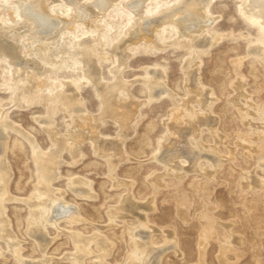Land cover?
Listing matches in <instances>:
<instances>
[{
	"label": "rangeland",
	"instance_id": "obj_1",
	"mask_svg": "<svg viewBox=\"0 0 264 264\" xmlns=\"http://www.w3.org/2000/svg\"><path fill=\"white\" fill-rule=\"evenodd\" d=\"M34 1L0 0V264H264V0H145L123 31L96 0H49L45 31Z\"/></svg>",
	"mask_w": 264,
	"mask_h": 264
},
{
	"label": "bare ground",
	"instance_id": "obj_2",
	"mask_svg": "<svg viewBox=\"0 0 264 264\" xmlns=\"http://www.w3.org/2000/svg\"><path fill=\"white\" fill-rule=\"evenodd\" d=\"M5 1H8V0H5ZM48 1L49 0H35L34 2H31V4L30 5H27V6H25V8H24V12H28L29 13V15H31L33 18H34V21L36 22V24L38 25V26H40L41 28L43 27L44 29H45V31H50V30H52L53 29V27H54V25H55V21H53L52 20V16L51 17H49L48 16V14H49V10H48V7H47V4H48ZM73 2L72 0H69L68 2ZM93 1H95V0H93ZM177 1H179V0H156V1H154V3L153 2H150L149 3V5H148V8H147V12L148 13H150V12H154V11H157L158 9H160L161 8V6L162 5H165V4H169V3H171V2H173V6H175V4L177 3ZM194 1V0H193ZM252 1V0H251ZM70 2V3H71ZM96 2H97V0H96ZM96 2H93V3H95V4H97L98 6H100L101 8V11H106L108 14H110V13H113L112 14V18H114L115 20H117V21H120V20H122L123 21V25H120L121 26V31H123V27L122 26H124V25H126V24H128L129 22H131L132 21V17L133 16H135V14H136V12L137 11H139L143 6H144V3H145V0H129V2L128 3H126V0H98V2L96 3ZM190 3V2H189ZM87 5V4H86ZM264 5V4H263ZM89 6V5H88ZM87 6V7H88ZM203 6V5H202ZM205 6V5H204ZM203 6V7H204ZM90 7H91V4H90ZM95 7V6H94ZM198 7V6H197ZM77 8V7H76ZM184 9H185V7H183ZM189 8V7H188ZM194 8H196V7H194ZM199 8V7H198ZM85 9V10H84ZM92 9V8H91ZM77 10V9H76ZM78 10H79V12H80V14H82L83 16L84 15H87L86 14V12H87V10L89 11V13L90 14H94V12L95 11H91L90 10V8L89 9H86V7H84V5H83V7L81 6L80 8H78ZM187 10V9H186ZM189 10V9H188ZM191 10H193L192 9V7H191ZM190 10V11H191ZM197 10V9H196ZM196 10H194V12L193 11H191V14H194V15H197L196 14ZM198 10H200V9H198ZM208 10V7L206 6L205 7V11L206 12H208L207 11ZM239 10H240V12H242L243 14H245V12H244V9L243 8H239ZM180 11V8L177 6L176 8H174V10L173 9H171V8H165L163 11H162V14L163 15H170V16H173V15H175L176 13H178ZM201 11V10H200ZM93 12V13H92ZM183 12V11H182ZM187 12V11H186ZM88 13V14H89ZM180 13V12H179ZM200 13V12H199ZM202 13V12H201ZM183 14V13H182ZM192 16V15H191ZM191 16H190V13H189V15H187L186 14V16H185V18H184V20H185V22H181V24H182V27L184 26V25H186L187 23L189 24V26L188 27H190L191 26V29L193 28V29H196L197 30V28H198V31L199 30H201L200 29V27H202L203 26V28H205L204 26H206L210 21H208V22H206L207 20H209V19H203V15H198L199 17H197V18H194L193 16H192V18H191ZM260 16H262V15H260ZM162 18H164V19H162ZM161 19V21L159 22V25L160 26H162V29H163V27L165 26V22L167 21L166 19H169V18H165V16L164 17H162ZM175 18V17H174ZM200 18V19H199ZM202 18V19H201ZM258 18V17H257ZM179 21H180V19H178ZM260 20H263L262 18L260 19ZM177 21H175V23H176ZM250 22H252V20L250 19ZM200 24V25H199ZM258 27H259V29L261 30L260 32L261 33H263L264 34V27L260 24V22L258 21ZM171 25H172V27H176V24H174V23H172L171 22ZM178 25V24H177ZM178 27V26H177ZM180 27H181V25H180ZM185 27V26H184ZM129 28H127L126 29V31L128 30ZM159 29V26L158 27H154L153 29H152V32H151V35L149 36H145L146 37V40H148L150 37L152 38V37H155L154 38V41H155V43L157 42V40H156V38L157 37H162V33L161 32H163V31H165V29ZM43 30V29H42ZM108 30H111V28L109 27L108 28ZM126 31H124V33L126 32ZM88 32H90L91 34H93V32H91V31H88ZM194 32V31H193ZM197 32V31H196ZM201 32H202V30H201ZM87 32H82L81 34H79V35H75L74 36V38H77V39H80L81 38V36L83 35H85ZM190 33V32H189ZM192 33V32H191ZM147 37H149V38H147ZM153 39V38H152ZM99 40V41H98ZM98 43L100 44V45H102V46H106V44H105V38H104V35H103V33H100V35H99V37H98ZM149 41V40H148ZM158 41H160V42H163V39H158ZM94 42V40H93V35H91V38L90 39H88V40H86L85 41V43H84V46H82V44H80L83 48H85V52H90L91 51V48H92V43ZM183 42V44H184V41H182ZM155 43H153V44H155ZM94 44H95V42H94ZM93 44V45H94ZM95 54V53H94ZM93 55V54H92ZM95 56V55H94ZM93 57V56H92ZM90 63V62H89ZM78 64V63H77ZM76 64V65H77ZM75 65V66H76ZM119 65H120V63H119ZM25 66V65H24ZM22 69V68H21ZM117 69V68H116ZM78 71H80V69H78ZM21 72V71H20ZM19 72V73H20ZM90 72H91V70H90ZM0 73H1V69H0ZM33 74V73H32ZM86 74L84 73L83 74V76H85ZM49 77H45L44 78V82H45V84H44V82H43V84L45 85V87L47 88L46 90H44V91H42V92H44V93H47V92H50V91H54L53 93H54V99H61V98H63L64 97V95L63 94H65L66 93V91L62 88L63 86H65L66 84H65V81H56L55 80V78H57L56 76H53L52 75V73H49V75H48ZM24 77V76H23ZM80 77V76H79ZM117 77V76H116ZM31 78V77H30ZM51 78V79H50ZM81 78V77H80ZM118 78V77H117ZM33 79V78H32ZM19 80H21V79H19ZM72 81H74V79H71ZM98 80H99V78H96V81L98 82ZM115 80V79H114ZM40 81V80H39ZM42 81V80H41ZM21 82H22V80H21ZM77 82H78V80H75L74 81V84H75V86L77 87ZM113 82V81H112ZM41 85H42V82H41ZM43 85V86H44ZM72 88H74V87H72ZM112 88V87H111ZM42 90V89H41ZM108 90H109V87H108ZM18 94H19V92H18ZM66 97V99L67 98H69L68 97V95L67 96H65ZM73 98V97H72ZM23 100H24V98H23ZM26 100H27V98H26ZM25 100V101H26ZM26 103V102H25ZM68 105V104H67ZM66 105V106H67ZM72 105H74L73 103H72ZM70 106V105H69ZM60 107H62V106H60ZM59 107V108H60ZM68 108V107H67ZM180 114L181 113H179V114H176V117H179L180 116ZM86 118H88V117H86ZM198 118H200V117H198ZM89 119V118H88ZM176 120H179V119H177V118H175ZM176 120H173L174 122L173 123H175V121ZM192 120V119H191ZM82 121V120H81ZM84 121V120H83ZM186 122H188L187 120H185ZM88 122V121H87ZM172 123V124H173ZM177 123V122H176ZM183 123V122H182ZM181 123V124H182ZM199 123V122H198ZM201 123V122H200ZM79 125H81L80 123H79ZM84 125V124H83ZM86 125H87V123H86ZM179 125V124H178ZM178 125H177V127H178ZM196 126H198L197 124H196ZM176 127V126H175ZM73 128V127H72ZM80 128H81V126H80ZM83 128V127H82ZM91 128H94V127H91ZM177 129H179V128H177ZM83 130V129H82ZM93 130V129H92ZM175 130V129H174ZM88 131H90V130H88ZM95 131V130H94ZM94 131H92V132H94ZM176 132V131H175ZM82 133V132H81ZM89 133V132H88ZM177 133H178V130H177ZM91 135H92V133H90ZM94 134V133H93ZM97 134V133H96ZM84 135V134H83ZM89 135V134H88ZM87 135V136H88ZM176 135V134H175ZM174 135V136H175ZM94 135H92V137H93ZM178 136V135H177ZM80 137V136H79ZM91 137V136H90ZM183 137H185V136H183ZM76 138H77V136H76ZM88 138V137H87ZM98 138V137H97ZM96 138V139H97ZM29 139V138H28ZM33 139V138H32ZM81 139V138H80ZM83 139H85V138H83ZM82 139V140H83ZM100 140H102V139H100ZM33 141V140H32ZM102 142V141H101ZM33 143V142H32ZM100 143V142H99ZM103 145H104V143H102ZM117 144V143H116ZM106 145V144H105ZM102 146V145H101ZM108 147H110V145H107ZM107 146H105L106 147V149H107ZM172 146V145H171ZM33 147H34V145H33ZM169 147V146H168ZM173 147H174V145H173ZM176 147V146H175ZM100 148V147H99ZM177 148V147H176ZM101 149H102V147H101ZM103 149H105V148H103ZM103 149H102V151H103ZM113 149H115V148H113ZM112 150V149H111ZM55 151V150H54ZM59 151V150H58ZM62 151V150H61ZM50 152V151H49ZM116 152V151H115ZM120 152V151H119ZM51 153V152H50ZM75 153V152H74ZM73 153V154H74ZM103 153V152H102ZM35 154V156L37 155V153H34ZM49 154V153H48ZM120 154H121V152H120ZM162 154V153H161ZM55 155H57V154H55ZM39 156H40V154H39ZM49 156V155H48ZM122 156V155H121ZM42 157H44V156H42ZM57 157V156H56ZM60 157V156H59ZM41 158V157H40ZM42 159V158H41ZM50 159V158H49ZM52 159V158H51ZM50 159V160H51ZM54 159V158H53ZM170 159V158H169ZM171 159H172V157H171ZM170 159V160H171ZM57 160V159H56ZM119 160V159H118ZM162 160V159H161ZM1 161V160H0ZM55 161V160H54ZM56 163V162H55ZM113 163H115V162H113ZM8 164V163H7ZM42 164V163H41ZM44 164V163H43ZM47 164V163H46ZM176 164V163H175ZM55 165V164H54ZM47 166V165H46ZM49 166V165H48ZM51 166V165H50ZM37 167H38V165H37ZM41 167V166H40ZM54 167V166H53ZM52 167V168H53ZM49 168V167H48ZM51 168V167H50ZM49 168V169H50ZM48 169V170H49ZM38 170V169H37ZM42 170V169H41ZM7 172V171H6ZM44 172H47V171H44ZM2 174V173H1ZM7 175H8V173H6ZM74 183H71V184H73V186H77V185H79V187L81 186V185H83V184H81V183H83L84 181H82V180H80V179H78V178H76L74 181H73ZM85 183V182H84ZM3 185V184H2ZM87 185V184H86ZM76 188V187H75ZM84 188V187H83ZM87 188V187H86ZM85 188V189H86ZM76 190V189H75ZM79 190V189H78ZM81 190H82V188H81ZM84 190V189H83ZM2 191V190H1ZM86 191H87V189H86ZM1 194V193H0ZM45 194V193H44ZM37 195V194H36ZM46 195V194H45ZM48 195V194H47ZM1 196V195H0ZM51 196V195H50ZM56 198V197H55ZM36 199V198H35ZM40 200V199H39ZM48 200V199H47ZM131 200V199H130ZM56 201V200H55ZM129 203V202H128ZM49 204V203H48ZM72 207H73V205H72ZM51 209H52V213H53V217H55V218H57V219H60V220H62V219H64V218H68L69 220H72V219H74V216H75V214L77 213V209H75V208H69V207H66L65 206V203L63 204V203H59V204H56V206L54 205V207H51ZM124 212V211H123ZM52 216V215H51ZM2 219V218H1ZM2 224V223H1ZM0 224V225H1ZM3 225V224H2ZM135 232H139V230L138 231H135ZM134 232V233H135ZM139 234V233H138ZM140 234H141V232H140ZM139 234V235H140ZM143 234V233H142ZM148 235H150V234H148ZM43 236V235H42ZM147 236V235H146ZM139 237V236H138ZM142 237H140V239H141ZM43 239V238H42ZM83 239H85V238H83ZM139 239V240H140ZM80 240H82V239H80ZM88 240V239H87ZM136 240V239H135ZM43 241V240H42ZM140 241H142V240H140ZM145 241V240H144ZM148 241V240H147ZM13 243V242H12ZM144 243V242H143ZM152 243V242H151ZM102 244V243H101ZM142 244V243H141ZM110 245V244H109ZM134 245H136V242L134 243ZM148 245H150L149 244V242H148ZM147 246V245H146ZM9 247H11V246H9ZM142 247V246H141ZM104 248V247H103ZM135 248H136V246H135ZM148 248H150V247H148ZM163 249V248H162ZM147 250V249H146ZM152 250V249H151ZM135 251V250H134ZM159 251V250H158ZM151 252V251H150ZM147 253V252H146ZM149 253V252H148ZM160 253V252H159ZM161 254V253H160ZM150 255V254H149ZM156 255V254H155ZM158 255V254H157ZM145 257H147V256H145ZM151 257H152V255H151ZM131 258V257H130ZM153 258V257H152ZM144 259V258H143ZM147 259V258H146ZM151 259V258H150ZM153 260V259H152ZM155 260V259H154ZM143 261V260H142ZM147 261V260H146ZM145 262V261H144ZM156 262V261H155ZM153 262H151V264H152ZM133 264H134V262H133ZM141 264V263H140ZM150 264V263H149ZM154 264V263H153ZM156 264V263H155Z\"/></svg>",
	"mask_w": 264,
	"mask_h": 264
}]
</instances>
